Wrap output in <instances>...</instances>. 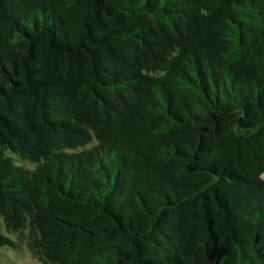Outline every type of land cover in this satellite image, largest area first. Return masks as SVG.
I'll return each mask as SVG.
<instances>
[{"label": "trees", "instance_id": "16d2710c", "mask_svg": "<svg viewBox=\"0 0 264 264\" xmlns=\"http://www.w3.org/2000/svg\"><path fill=\"white\" fill-rule=\"evenodd\" d=\"M262 174L264 0H0V218L44 263L264 264Z\"/></svg>", "mask_w": 264, "mask_h": 264}, {"label": "rangeland", "instance_id": "374dc122", "mask_svg": "<svg viewBox=\"0 0 264 264\" xmlns=\"http://www.w3.org/2000/svg\"><path fill=\"white\" fill-rule=\"evenodd\" d=\"M264 180V174H262ZM0 233L14 240V246H4L0 248V264H46L41 261L29 246V233L22 230L16 233H9L4 227V223L0 218Z\"/></svg>", "mask_w": 264, "mask_h": 264}]
</instances>
